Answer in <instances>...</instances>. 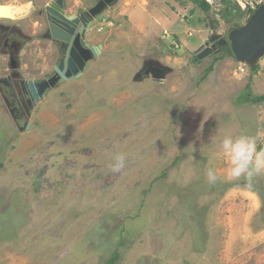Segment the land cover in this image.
<instances>
[{
  "label": "rangeland",
  "instance_id": "rangeland-1",
  "mask_svg": "<svg viewBox=\"0 0 264 264\" xmlns=\"http://www.w3.org/2000/svg\"><path fill=\"white\" fill-rule=\"evenodd\" d=\"M184 1L156 2L142 25L138 13L99 15L85 42L100 54L48 92L26 127L0 100V264H264V175L251 190L228 178L218 147L246 133L264 148V103L249 102L264 96V56L256 73L222 50L194 62L203 42L246 24L248 15L226 22L225 4L246 12L252 2L206 0V13ZM52 2L0 0L12 18L1 24L34 33L20 54L31 80L55 67L56 50L37 38ZM96 2L64 0L66 15ZM145 61L171 72L162 83L138 76ZM117 153L126 167L113 173Z\"/></svg>",
  "mask_w": 264,
  "mask_h": 264
},
{
  "label": "water",
  "instance_id": "water-1",
  "mask_svg": "<svg viewBox=\"0 0 264 264\" xmlns=\"http://www.w3.org/2000/svg\"><path fill=\"white\" fill-rule=\"evenodd\" d=\"M118 1L98 0L78 16L66 15L63 0H56L46 7L48 31L43 38L67 46L66 55L59 65L54 67L55 75L50 79L20 82L27 100L28 96L30 101L38 103L58 82L78 78L87 70L89 62L100 54L101 47L88 46L85 43L86 35L93 21ZM0 20H12L5 6H0ZM217 45L219 47L227 45L236 61L248 67L262 58L264 56V3L251 14L248 13L244 26L233 30L227 39H222ZM215 52H217L216 44H213L211 48L201 45L195 51V55L199 61ZM144 65L148 66L145 75H151V79L158 83H162L166 75L171 72L170 68L156 61H146ZM150 65H155V67L151 68ZM13 67L16 66L13 65Z\"/></svg>",
  "mask_w": 264,
  "mask_h": 264
},
{
  "label": "flooded vegetation",
  "instance_id": "flooded-vegetation-1",
  "mask_svg": "<svg viewBox=\"0 0 264 264\" xmlns=\"http://www.w3.org/2000/svg\"><path fill=\"white\" fill-rule=\"evenodd\" d=\"M65 7V5H64ZM84 11L79 12L78 15L82 14ZM9 22L7 20H2V22ZM48 31V23L46 31L41 33L38 38L44 39L43 36ZM47 36H49L47 34ZM31 42V38L24 34L18 25H4L0 24V56H6L8 59L9 68L8 70L0 75V100L3 103L4 108L9 113L10 117L14 120L15 125L21 129V125H27V120L30 117V113L33 111L35 105L33 101H30L29 97L23 93L21 81L27 82L31 78L24 77L21 75L20 70V54L24 51L25 45ZM53 48L56 50L57 59L55 66L59 65V62L65 58L67 46L56 43L55 41H50ZM86 43V42H85ZM216 49L218 45L216 44ZM221 51V49H220ZM146 62V61H145ZM144 62V63H145ZM143 63L142 69L139 72L142 77H150L145 75V71L148 66ZM11 65H15V68H10ZM151 68L155 65H150ZM55 75L54 67L53 72L44 76V80L50 79ZM63 81L57 83L55 87ZM39 103V102H38Z\"/></svg>",
  "mask_w": 264,
  "mask_h": 264
},
{
  "label": "clouds",
  "instance_id": "clouds-1",
  "mask_svg": "<svg viewBox=\"0 0 264 264\" xmlns=\"http://www.w3.org/2000/svg\"><path fill=\"white\" fill-rule=\"evenodd\" d=\"M4 5L5 4H0V6H4ZM249 11L250 12L248 13L251 14L254 10L253 11L249 10ZM8 21H12V20H8ZM220 49L221 47L218 46V49H216L217 52L220 51ZM215 53L212 54V56L213 55L215 56ZM244 66L246 65L241 64L239 68ZM246 67L249 68L248 66ZM218 147L221 151L222 156L227 160L226 172L228 178L232 180H239L240 178L243 177L244 180L246 181L245 187L248 190H251L253 178L259 175H264V148H260L258 150L255 138L247 135L246 133H241L235 136L230 134H224L219 139ZM126 161H127L126 154L117 153L113 157L112 162L109 164V168L113 173H119L126 167ZM206 178L209 184L214 185L218 180V175L216 170L211 167L208 168L206 173Z\"/></svg>",
  "mask_w": 264,
  "mask_h": 264
},
{
  "label": "crops",
  "instance_id": "crops-1",
  "mask_svg": "<svg viewBox=\"0 0 264 264\" xmlns=\"http://www.w3.org/2000/svg\"><path fill=\"white\" fill-rule=\"evenodd\" d=\"M54 1V0H53ZM64 1V0H63ZM96 1H98V0H96ZM250 1V0H249ZM255 2L256 1H262V0H254ZM156 2H158V3H164L163 1H158V0H119L113 7H111L112 9H115L114 10V12H115V14H119V15H121V19L123 20V21H126V22H129V21H131V18L134 16V15H131V14H133V13H138V14H140L139 16L141 17V24L140 25H142V22H143V16L144 15H146V13L145 12H148V10L151 8V9H153L154 8V4H157ZM262 2H264V1H262ZM82 3V2H81ZM97 3V2H96ZM65 5V4H64ZM164 6V5H163ZM110 8V9H111ZM134 8H136L135 10H134ZM164 8H166V10H168L167 11V14H170L171 13V11H169V9L165 6ZM109 9V10H110ZM145 9V10H144ZM133 11V12H132ZM107 12V11H106ZM109 12V11H108ZM114 12H113V14H114ZM129 12H132V13H129ZM156 13H158L157 14V19H156V17H155V23L156 24H160L162 27L163 26H166L167 25V21H166V19L167 18H164V17H162L159 13H164L163 12V9L161 10V9H157V12ZM166 14V15H167ZM114 18H116L115 16H114ZM126 18H127V20H126ZM118 19H120V18H118ZM113 20H115V19H113ZM148 21V20H147ZM132 23V22H131ZM22 32L24 33V34H26L27 36H29L30 38H32V36H33V32H28L24 27H22ZM205 42H203L201 45H203ZM0 63L2 64L3 63V65H2V67L3 68H1L0 67V75L1 74H3L4 72H6L7 70H8V68H9V64H8V59H7V57L6 56H0ZM10 68H14L13 67V65H11L10 66Z\"/></svg>",
  "mask_w": 264,
  "mask_h": 264
},
{
  "label": "trees",
  "instance_id": "trees-1",
  "mask_svg": "<svg viewBox=\"0 0 264 264\" xmlns=\"http://www.w3.org/2000/svg\"><path fill=\"white\" fill-rule=\"evenodd\" d=\"M186 2H188V3L189 2L194 3L203 12H206L207 13L210 10V5L207 3L206 0H186V1H184L183 5H185ZM250 2H255V1L254 0H250ZM249 10H250V4L248 2H246V12L242 11L241 8L239 7V5L236 4V3L234 5L229 6V7H228L227 4H225V8H223L221 10V16H222V18L226 22H230V20L228 19V17H231V16L240 17L239 20H242V18L244 16H246L248 14V12H250ZM199 21L200 22H203L204 19H199ZM239 28H241V25L239 23H237V24H234L232 30H236V29H239ZM221 50L224 51L225 54H228V55H232L233 56L232 52L230 51V49L228 48L227 45H225L224 47H222ZM217 59H221V57H216V60ZM194 62L195 63L198 62L197 58L194 59ZM211 69H212V67L209 68L206 71V73L208 74L211 71ZM258 69H259L258 62H255V63H253L252 65L249 66V70L252 73H256L258 71ZM249 102L254 103V104H256V103L257 104H263L264 103V96L255 97L253 100H250ZM112 262H113V260L111 259V261L108 264H113Z\"/></svg>",
  "mask_w": 264,
  "mask_h": 264
},
{
  "label": "built area",
  "instance_id": "built-area-1",
  "mask_svg": "<svg viewBox=\"0 0 264 264\" xmlns=\"http://www.w3.org/2000/svg\"><path fill=\"white\" fill-rule=\"evenodd\" d=\"M260 3H261V1L250 3V10L251 11L255 10L260 5ZM239 71L243 72V69L239 68Z\"/></svg>",
  "mask_w": 264,
  "mask_h": 264
}]
</instances>
